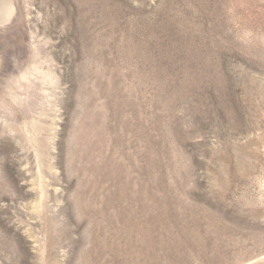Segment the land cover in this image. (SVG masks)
<instances>
[{
  "label": "rangeland",
  "instance_id": "rangeland-1",
  "mask_svg": "<svg viewBox=\"0 0 264 264\" xmlns=\"http://www.w3.org/2000/svg\"><path fill=\"white\" fill-rule=\"evenodd\" d=\"M0 264H264V0H0Z\"/></svg>",
  "mask_w": 264,
  "mask_h": 264
}]
</instances>
